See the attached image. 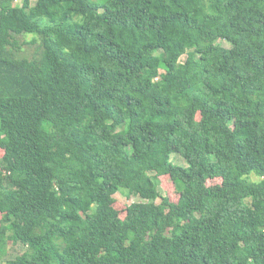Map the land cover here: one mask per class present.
<instances>
[{
  "label": "trees",
  "instance_id": "trees-1",
  "mask_svg": "<svg viewBox=\"0 0 264 264\" xmlns=\"http://www.w3.org/2000/svg\"><path fill=\"white\" fill-rule=\"evenodd\" d=\"M0 150L6 264H264V0H0Z\"/></svg>",
  "mask_w": 264,
  "mask_h": 264
},
{
  "label": "rangeland",
  "instance_id": "rangeland-1",
  "mask_svg": "<svg viewBox=\"0 0 264 264\" xmlns=\"http://www.w3.org/2000/svg\"><path fill=\"white\" fill-rule=\"evenodd\" d=\"M220 42L224 46H227V47L230 46V43L226 40H221ZM26 48H27L26 53L28 55H31V52L34 50L33 47L26 46ZM184 58L185 56L182 57V59ZM2 153L3 152L0 150V155ZM172 160L173 162L178 163V164H182V165L186 164L185 160L179 154H176V153L172 155ZM221 182H222L221 178L209 179L207 181L209 185L221 183ZM161 188H162L163 194L167 195L172 201L178 200L179 193L175 189L174 183L169 176H163L161 178ZM122 191H125V190H121L120 192L115 194V197H116L115 206L120 210L121 214L124 215L125 209L128 204L132 202H136V201H142L143 199L135 195H128ZM159 201L160 200H158V202ZM0 218H1V215H0ZM25 249L26 248L21 244L14 245L13 247L11 246L10 248H8L6 254L2 255V257L0 258V264H6V261L8 259L14 258L16 255L23 253Z\"/></svg>",
  "mask_w": 264,
  "mask_h": 264
}]
</instances>
